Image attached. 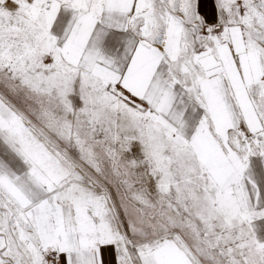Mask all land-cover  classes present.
<instances>
[{
    "label": "snow or ice",
    "instance_id": "6c2138e0",
    "mask_svg": "<svg viewBox=\"0 0 264 264\" xmlns=\"http://www.w3.org/2000/svg\"><path fill=\"white\" fill-rule=\"evenodd\" d=\"M0 264H264V0H0Z\"/></svg>",
    "mask_w": 264,
    "mask_h": 264
}]
</instances>
